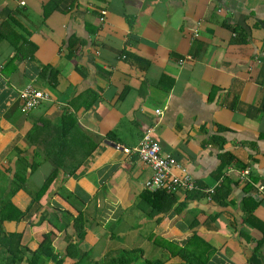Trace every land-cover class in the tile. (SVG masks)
<instances>
[{"label": "crops", "instance_id": "0c3cea01", "mask_svg": "<svg viewBox=\"0 0 264 264\" xmlns=\"http://www.w3.org/2000/svg\"><path fill=\"white\" fill-rule=\"evenodd\" d=\"M0 66V209L26 180L6 235L35 251L52 233L63 264L137 249V264H178L171 253L188 245L208 264H264V0H0ZM27 85L51 101L24 115ZM67 115L98 147L35 202L53 163L39 149L46 133L28 135ZM150 129L199 189L224 184L219 199L179 191L165 212L141 202L153 170L123 149ZM246 169L251 191L235 172Z\"/></svg>", "mask_w": 264, "mask_h": 264}, {"label": "trees", "instance_id": "16d2710c", "mask_svg": "<svg viewBox=\"0 0 264 264\" xmlns=\"http://www.w3.org/2000/svg\"><path fill=\"white\" fill-rule=\"evenodd\" d=\"M41 133H46V135L44 137L45 139L42 141L43 145H40L39 149L45 154L47 160L53 163V171L45 179L44 184L34 195L33 200L35 202L40 201L41 198H43V196L48 192L56 180L60 170L64 172L66 177L73 176L80 169L83 162L90 157L98 147V143L89 137L85 138L81 135L82 139H79L82 131L77 125L76 120L71 115L64 116L57 125H53L50 122H43L42 127L34 129L28 137L32 140V142H34L33 136H37ZM76 135L78 136L76 137ZM83 139L84 142L81 149L78 142ZM34 143L38 144L36 142ZM36 167L37 165H33V169ZM25 182L26 180L23 175L16 176L13 180V187L9 193L10 195H8V198L1 204L0 246L5 247L8 254H6L5 251L1 253L2 255L6 254V257L0 256V264H20L24 261V257L27 253H30L31 255L28 260V264H48L47 262L51 260L56 262V264H63V261L59 260L58 255L54 252L52 246V233H48L44 236L43 242L35 251H32L21 244L22 234L13 233L6 235L4 233L2 224L6 220L11 221L14 219L15 221H18L24 216L21 211L12 206L10 198L18 190L22 189ZM221 187L216 190L212 198L219 199V189H221ZM246 189L247 191H251L253 187L251 184H246ZM141 202H148L154 211L165 212V210L173 205L174 196L173 194H169L165 191L150 192L145 190V192L141 195ZM5 207H7V209H13L15 211V216H12L11 214L7 215L5 212L7 209L3 211ZM251 211L252 210H250V212ZM73 220L77 236L82 240L86 233V229L82 225L84 221L83 213L80 212V214ZM75 247L76 246H72L70 249ZM189 247L190 246L188 245L184 248H178V250L171 253V256H179L183 260V263L178 264H208L209 256L206 253L203 254L200 250L189 251ZM143 257V251L137 249L125 251L121 253L119 257L112 258L103 263L88 262L87 260L82 261V257V259L79 258V261L75 264H137V262ZM146 264L162 263L147 260Z\"/></svg>", "mask_w": 264, "mask_h": 264}, {"label": "built area", "instance_id": "2783aa9c", "mask_svg": "<svg viewBox=\"0 0 264 264\" xmlns=\"http://www.w3.org/2000/svg\"><path fill=\"white\" fill-rule=\"evenodd\" d=\"M107 11H101L100 21L104 22L106 19ZM2 66H0V78L2 75ZM19 97L21 98L22 105L20 111L24 115L30 114L32 111L40 107L43 103L50 102L51 96L44 91L34 88L32 85H27L19 90ZM160 113V110L156 111ZM153 129H150L140 140L137 147L133 149L124 148L126 154L135 155L144 164L151 167L153 170L152 177L146 181L145 188L150 192L165 191L169 194H175L179 191L194 192L202 191L205 193L208 200H212L215 194V188L199 189L194 179L187 172L186 168L177 161L171 154L162 153L160 145L152 138ZM119 148V147H116ZM231 171H229L230 173ZM240 174V178L245 184L255 186V183L250 178L248 169L244 171H235ZM263 191V187H258Z\"/></svg>", "mask_w": 264, "mask_h": 264}, {"label": "rangeland", "instance_id": "374dc122", "mask_svg": "<svg viewBox=\"0 0 264 264\" xmlns=\"http://www.w3.org/2000/svg\"><path fill=\"white\" fill-rule=\"evenodd\" d=\"M156 258L159 259L160 256H159V257H156ZM108 259H109V258L105 257V262L108 261ZM103 262H104V261H103Z\"/></svg>", "mask_w": 264, "mask_h": 264}]
</instances>
